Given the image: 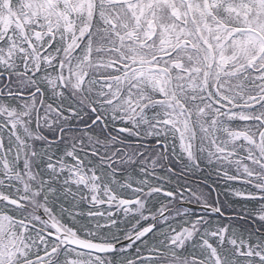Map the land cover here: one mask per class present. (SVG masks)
Listing matches in <instances>:
<instances>
[{
  "label": "snow or ice",
  "instance_id": "1",
  "mask_svg": "<svg viewBox=\"0 0 264 264\" xmlns=\"http://www.w3.org/2000/svg\"><path fill=\"white\" fill-rule=\"evenodd\" d=\"M0 264H264V0H0Z\"/></svg>",
  "mask_w": 264,
  "mask_h": 264
}]
</instances>
